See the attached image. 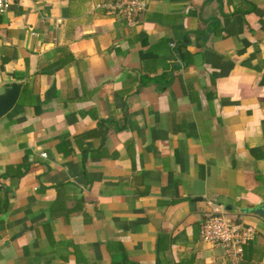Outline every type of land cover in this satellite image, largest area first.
Wrapping results in <instances>:
<instances>
[{
	"label": "crops",
	"instance_id": "obj_1",
	"mask_svg": "<svg viewBox=\"0 0 264 264\" xmlns=\"http://www.w3.org/2000/svg\"><path fill=\"white\" fill-rule=\"evenodd\" d=\"M119 1L0 13V264H264V0ZM215 208L257 229L238 260Z\"/></svg>",
	"mask_w": 264,
	"mask_h": 264
},
{
	"label": "built area",
	"instance_id": "obj_2",
	"mask_svg": "<svg viewBox=\"0 0 264 264\" xmlns=\"http://www.w3.org/2000/svg\"><path fill=\"white\" fill-rule=\"evenodd\" d=\"M19 1L0 0V13H4L11 5ZM115 8L128 24H133L138 21L139 15L145 10L146 1L120 0ZM200 235L203 241L220 247L226 257L238 260L243 255L244 246L255 239L257 229L240 216L232 215L225 209L215 208L202 221Z\"/></svg>",
	"mask_w": 264,
	"mask_h": 264
},
{
	"label": "water",
	"instance_id": "obj_3",
	"mask_svg": "<svg viewBox=\"0 0 264 264\" xmlns=\"http://www.w3.org/2000/svg\"><path fill=\"white\" fill-rule=\"evenodd\" d=\"M0 87V118L7 114L17 103L23 86L22 81H5ZM243 214H251L264 219V204L245 207Z\"/></svg>",
	"mask_w": 264,
	"mask_h": 264
},
{
	"label": "trees",
	"instance_id": "obj_4",
	"mask_svg": "<svg viewBox=\"0 0 264 264\" xmlns=\"http://www.w3.org/2000/svg\"><path fill=\"white\" fill-rule=\"evenodd\" d=\"M184 46H185V44H180L179 45L178 49H179L180 52L182 51V49H183Z\"/></svg>",
	"mask_w": 264,
	"mask_h": 264
}]
</instances>
